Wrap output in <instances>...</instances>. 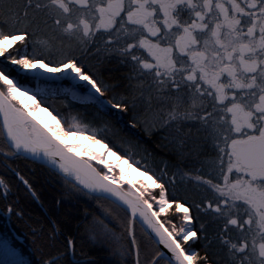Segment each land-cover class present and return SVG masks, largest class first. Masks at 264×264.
Instances as JSON below:
<instances>
[{
    "label": "snow or ice",
    "instance_id": "snow-or-ice-1",
    "mask_svg": "<svg viewBox=\"0 0 264 264\" xmlns=\"http://www.w3.org/2000/svg\"><path fill=\"white\" fill-rule=\"evenodd\" d=\"M41 179L0 264H264V0H0V215Z\"/></svg>",
    "mask_w": 264,
    "mask_h": 264
},
{
    "label": "trees",
    "instance_id": "trees-1",
    "mask_svg": "<svg viewBox=\"0 0 264 264\" xmlns=\"http://www.w3.org/2000/svg\"><path fill=\"white\" fill-rule=\"evenodd\" d=\"M37 191L40 193L41 200L36 202L31 200L23 192L18 194L19 203L24 209V219L16 220L13 218L8 221L3 215H0V234L5 235L13 240V243L18 249L23 250L25 255H28L32 249L31 227L45 222V213L53 206L56 199L63 197V193L59 186L49 185L44 183L43 179L37 184ZM14 194V198H15ZM41 204L43 207H41ZM84 205H80V215H83ZM85 252L94 256L99 264H113L114 257L111 255L107 246L97 245L93 247L87 235H84L80 242Z\"/></svg>",
    "mask_w": 264,
    "mask_h": 264
},
{
    "label": "bare ground",
    "instance_id": "bare-ground-1",
    "mask_svg": "<svg viewBox=\"0 0 264 264\" xmlns=\"http://www.w3.org/2000/svg\"><path fill=\"white\" fill-rule=\"evenodd\" d=\"M41 115H44L43 113H41ZM69 142H72V141H69ZM81 143H87L86 141H80ZM107 159H110V160H115V158L114 157H111L110 155H109V157H107ZM132 176L133 177H135L136 176V173H132Z\"/></svg>",
    "mask_w": 264,
    "mask_h": 264
}]
</instances>
